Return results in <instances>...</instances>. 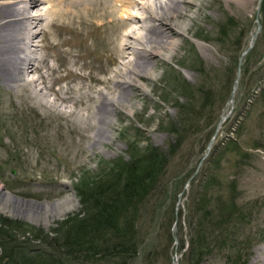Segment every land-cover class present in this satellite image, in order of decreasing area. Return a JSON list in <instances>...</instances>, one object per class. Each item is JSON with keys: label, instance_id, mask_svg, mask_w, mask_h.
<instances>
[{"label": "rangeland", "instance_id": "374dc122", "mask_svg": "<svg viewBox=\"0 0 264 264\" xmlns=\"http://www.w3.org/2000/svg\"><path fill=\"white\" fill-rule=\"evenodd\" d=\"M137 1L136 4L139 6L136 5L134 8L127 9L120 5L119 9L129 10L131 15L138 18L134 24V28L137 26L135 34L140 36L138 35L140 33L141 36H144L147 27H152L150 25H153V22L147 20L146 9L140 7L145 3L154 5L167 2V0ZM260 1L190 0V2L181 3L182 10L177 15L174 24H188L187 31L181 35H176L174 32L171 33L164 29L176 43L174 51L169 56L170 58L165 56L150 57V74L148 77H139L145 89L131 87L132 95L126 101L131 106L129 111L116 106L113 108L112 115H109L108 118L110 122L112 120L113 125H111L112 139L109 143L103 142L102 148L92 145V141L97 138L95 136L97 131L95 130L94 115H97L99 111L97 110L99 103L92 104L87 101V97L91 94L100 97L109 88L113 93L112 95H115L119 92V89L114 86L115 82L119 80L117 77L119 75H115V72H123L125 67H131V64L129 66L128 63L133 58L131 52L127 51L130 54L126 52L122 56L114 48L123 32V27H120L116 20L117 16L121 15L120 13L118 15L113 12L109 13L112 8L108 9L105 3L107 9L104 10H108L110 16L105 17L103 15L105 11L101 9L103 5L100 4V2L103 4V1H98L99 3L96 4L99 6L96 8L99 9L87 13L86 22H89L90 25H97V23L102 24L105 21V26L91 32L89 31L91 28L84 29L86 43L78 37H74L73 40L71 32L60 39L65 41L66 45L69 43L70 46H74L75 43L79 45L81 41L86 46L83 48L85 54L80 50L81 44L80 48L75 45L76 49H68L66 45L56 49L60 56L66 51L70 60L73 59L74 55L84 54L85 56L73 69L79 71L77 69L80 64L86 63V67L81 69V74L91 76L98 74L100 75H97L99 79L109 77L113 82L111 86H106L104 83H100V85L91 83L89 79L82 83L77 80L79 82L77 84L71 82L73 80L56 83L53 79L64 75V69H59L55 71L54 75H49L48 69L44 68L41 74L45 77L46 92L45 89H42V85L24 86L23 88L22 84L12 82L8 79L9 77H5L6 74L0 71V185L15 196L40 203H53L70 195L73 197L72 201L75 205L60 218L54 220L50 218L49 224L44 226L43 222L35 224L20 215L14 214L10 206L3 203L2 207L4 208H0L2 217L27 224L26 232L16 233V238L21 242L33 240L35 246L39 245L41 248L50 249L47 244L60 236L61 232L60 230V232L56 231V234L53 230L58 229L69 218L76 216L82 209L75 190L82 176L92 179L100 174L108 173L111 163L127 162L130 155H140L148 149L157 148L167 152L171 150V145L176 139L167 129L175 127L181 130L184 128V124L189 126L190 123L197 122L195 118L194 120L191 119L194 117L192 110L201 112V97L199 103L195 102L194 106L189 105L192 102L189 98L193 95L201 96L198 90H207L209 87L206 78L195 70L200 65L197 64L203 63L206 71L213 70L210 72L216 76L220 75L224 81L227 78L229 66L232 67L234 64L236 55L233 52H228V50L221 52L219 50L220 45L217 43V38L220 37L219 28L222 24L226 26L228 20L232 19L233 24L230 29H232L233 36L230 38L229 46L233 42V37L235 40L237 35L240 36L244 31L246 43L241 57L244 51L249 49L247 55L251 54V59L247 65V57H244L239 89L235 93L232 114L221 126L214 146L228 144V138H232L238 140L237 142L241 147L250 154L249 158L240 161L238 157L236 159L232 154H226L221 162L220 172L225 178H229L228 180L236 181V195L241 198V204L249 205L248 208L251 210L250 225L240 235V240L245 244L241 251L240 264H263L262 262L255 263L258 257L264 260V252L258 251L259 248H264V103L257 101L261 89L264 88V0L261 5ZM110 19L112 20L110 23L112 29L106 26ZM258 24L261 25V32L257 35L254 46L250 47L252 36L258 30ZM54 32L56 33V31ZM52 39L53 37H48L47 43L49 45L58 41L57 38ZM35 40V45H38L36 48H40L43 43L40 34L36 35ZM129 40L131 49L140 47L134 35L130 36ZM226 46L228 45L226 44ZM222 48L225 47L222 45ZM47 51L49 52L48 58L55 57V53L50 51L49 46ZM162 51L164 55H169L167 48H163ZM109 54L112 58L115 54L119 55L120 58L116 57L115 61L108 60L107 63L103 55ZM36 57L39 59V55ZM95 58H97L96 64H94ZM57 59L55 57V61H58ZM47 61L52 62L50 59ZM37 63L36 65H39V62ZM243 64H245V69ZM45 74L47 75L45 76ZM38 76L40 75L38 74ZM91 76L89 77L91 78ZM32 77H37V75L30 73L27 79ZM237 78L238 72L235 75L234 85ZM71 86H79V91L71 92L70 102L61 103L60 100H55V94L53 95L55 91H61L62 94L63 89L69 90ZM88 86L92 91L87 88ZM221 87H217L216 90L220 92ZM86 90L90 94L84 95L83 92ZM78 92L82 96H79ZM59 106L67 112L70 108L72 117L71 115L60 114L58 112ZM226 107L227 102L218 108L217 113L220 114V117L217 114L219 117L218 126ZM99 112L102 117L105 115L101 111ZM91 117L92 120H89ZM84 118L86 119L84 120ZM188 119L190 120L189 123ZM88 122L92 124V130L85 128L90 125ZM206 126L207 123L203 122L201 125L203 130L200 131L199 128L197 136L183 135L185 146L181 154L176 152L173 156L169 155L168 166L162 183L165 189H169L170 197L164 207L168 205V211H171L173 207L176 211L175 221L169 226L167 217L163 221L160 219L158 223L155 219L152 220L147 216L142 217L140 219V232L143 236V243L138 251V257L131 260L129 264H193L189 257L190 238L192 236V230L189 227L190 215L196 206L198 192L201 190L200 181L205 169L213 170L207 161L215 158V156L213 158L211 156L214 147L207 155L208 146L206 145L210 128H206ZM12 171H15V175L11 174ZM162 195L159 189L156 190L152 194L151 204L157 203L159 200L162 203L164 200L160 197ZM195 215L193 213L191 217H195ZM83 216L86 215L80 214L79 217L84 218ZM33 229L46 235V243L43 239L39 242L35 241L38 239L34 238ZM202 264H227V259L218 250H213L205 257Z\"/></svg>", "mask_w": 264, "mask_h": 264}, {"label": "trees", "instance_id": "16d2710c", "mask_svg": "<svg viewBox=\"0 0 264 264\" xmlns=\"http://www.w3.org/2000/svg\"><path fill=\"white\" fill-rule=\"evenodd\" d=\"M232 24V19L228 20L226 26L222 24L223 27L218 30L220 37L217 43L221 52L228 50L236 55L234 64L229 66L225 81L220 75L219 78L213 75V70L206 71L203 63L197 64L200 65L195 70L206 78L209 87L207 90H198L201 96L193 95L189 98L192 100L189 105L194 106L201 97V112L192 110L194 117L191 119L195 118L197 122L189 126L184 124L181 130L175 127L167 129L176 139L171 145L172 151L148 149L140 155H130L127 162L111 163L108 173L92 179L82 176L75 187L82 209L53 230L61 232L60 236L47 244L50 249L35 246L33 240L19 241L16 233H25L27 224L0 215V264H129L138 257L143 243L140 232L142 217L155 219L157 223L167 217L169 226L173 224L176 211L173 207L168 211V205L164 207L170 196L169 189L166 190L162 183L169 155L173 156L176 152L181 154L185 146L183 135L197 136L199 128L203 130V122L207 123L206 128H210L206 146L214 135L220 117L218 108L231 96L239 59L246 43L243 31L235 40L233 37L229 46L233 36L230 29ZM250 57L251 54L246 58L247 65ZM243 67L245 69V64ZM217 87H221L220 92L216 90ZM257 101L264 103V88ZM187 121L190 122L189 119ZM228 141V144L214 146L211 156L215 158L207 161L213 170L205 169L200 181L201 190L192 211L196 215H190L192 236L189 257L193 264H202L213 250L225 255L227 264H240L242 259L241 251L245 244L240 240V235L250 225L251 210L249 205L241 204V198L236 195V181L225 178L220 172V166L228 153L239 158V161L249 158L250 154L241 147L238 140L228 138ZM158 189L164 200L162 203L159 200L151 204L152 194ZM80 214L86 216L82 218ZM34 232V238L38 239L36 242L43 239L46 243V235L36 230Z\"/></svg>", "mask_w": 264, "mask_h": 264}, {"label": "bare ground", "instance_id": "6f19581e", "mask_svg": "<svg viewBox=\"0 0 264 264\" xmlns=\"http://www.w3.org/2000/svg\"><path fill=\"white\" fill-rule=\"evenodd\" d=\"M98 1H103V4L101 2L100 4L101 6L103 5L101 9L105 11L103 14L105 17H110L108 14L112 12L116 13L117 15L118 13L121 14L117 16L116 20H117V23H119V26L123 27L122 28L123 32L119 36V40H117L116 47L114 46V48L116 52L118 51L122 56L123 54H126L127 51L131 52L133 56L132 60L128 62L129 66L131 64V67L129 68L125 67L123 72H115V75H119L117 76L119 80L115 82L114 86L119 89V92H117L115 95H112L113 93L110 91L111 89L109 88L107 89V91L105 90L100 95V97L98 95L97 97L92 94L91 96L87 97L88 102H91L92 104L99 103L97 110L105 114L102 117V115L98 111L97 115L96 114L94 115V119L96 123L95 130L97 131L95 136H97V138L93 140L94 142L92 141V145L96 147L99 146L100 148H102L101 146L103 142L109 143V141H111L112 139V136H111L112 128L111 127L113 125H112V120L110 122L108 118H109V115H112L111 112L113 111V108L116 106L117 108H123L124 110L129 111L131 106L126 101L128 97H131L132 95L131 87L135 86L142 90L145 89V86L142 84L139 77L140 78L148 77V75L150 74L151 72V69L149 68L150 63H151L150 57H154V56L169 57L171 53L174 51L176 43L172 40V36H170L169 33H166V31H169L171 33L174 32V34L176 35H181L182 33H185L187 31L188 24L175 25L174 21L176 17H178L177 15L180 13V10H182V7H181L182 5L180 6V4L185 3V2H190V0H167V2L154 4V5H148L145 3L140 8L144 10L146 9L145 11H147V14H148V17L146 18L148 21L153 22L152 23L153 25H150L152 27H149V28L147 27V31L145 30L146 35L144 36H141L140 33H138V35L140 36H136L135 34L137 26L136 28H134V24H136L138 18L131 15L129 13V10H127L128 11L127 12L125 9L123 10L119 9L120 5L126 7L127 9L134 8L136 7V5L139 6L138 4H136L137 0H0V71L6 74L7 76L5 77L6 78L9 77L8 79H10L12 82L19 83V85L22 84L23 88L24 86L26 87L35 86L36 87V86L42 85V89L46 90L47 87L44 84L45 77H43L41 74L44 68L48 69V72H50L49 75H54L55 71L62 69V68L64 69L65 71L64 75L62 76L57 75L59 77L53 79L54 82L56 83L62 82V81L70 82L71 80H73L71 82H73L74 84H77L79 83L77 82V80H80V83H82L85 80L87 81V79H89L91 83H95V84L98 83L99 85L100 83L102 84L104 83V85L106 86L107 85L111 86L113 82L110 80L111 78L109 77L104 78V79L103 78L99 79L97 77L98 74L93 75V76L88 75V74L87 75L81 74V69L83 70V67H86V63L80 64V66L77 69L79 71H76V69H73L75 65L77 66L80 59H82L85 56L84 55L85 50H83V48L86 46L83 45L81 41L79 42V45L76 43L75 45L79 47L81 44L82 48L80 50L84 54L79 55L80 54L79 53L77 55H74L72 57L73 58L72 60H70V58L66 54V51L63 53L62 56H60L59 53L56 51L57 48L63 47L64 45L67 44V43L65 44V41L60 40L62 36H64L65 34H68L71 32L70 34L73 36V40H74V37H78V39H82L86 43V34L83 33L84 29L91 28L89 30L91 32L92 30L97 31L99 28H102L105 26L104 25L105 21L102 22V24L97 23V25L95 24L90 25L89 22H86L87 21L86 17H88L87 13H91V12H94L96 9H99L98 7L96 8V6H99V4H96V3H99ZM105 3L107 4L108 9L110 7L112 8V10L110 9L111 11L109 13H108V10H104V9H107V7L105 6ZM45 5H47V7H45ZM111 21L112 20L110 19L109 24L106 23V26L108 28L112 26V24L110 26ZM68 24H70L72 27ZM54 31H56V33ZM37 34H40V39L43 42V43L41 42L42 45L40 46V48H36L38 45H35L36 44L35 38ZM132 35H134L140 47L131 49V45H130L131 43H129L130 41L129 38ZM48 37H53V39L57 38L58 41H56V43L53 42L54 44H50L51 45L50 46L47 43ZM72 43L74 44L73 41ZM68 45H66L68 49L70 48L76 49L75 45L70 46L69 43ZM48 46L50 48V51L55 53L54 55L56 58H58L57 59L58 61H55V57H52V56L48 58L49 56V52L47 51ZM163 48L168 49L169 51L168 56L164 55L162 51ZM36 55H39V59L38 57H36ZM115 55L113 58L110 54L103 55L105 58V62H107L108 60L115 61V58L119 57V55L117 54ZM47 58L52 61L51 62L52 64L49 63V61H47L48 60ZM37 62H39V65H36L38 64ZM98 62L100 63V61ZM96 63H97V58L94 59V64ZM110 72H111V69H110ZM30 73L37 75V77H32L30 79H27ZM38 74L40 76H38ZM46 75L47 74H45V76ZM89 76H91V78ZM51 80H48V81L50 82ZM51 84L53 86V83ZM87 88L91 90L90 86H88ZM49 89H51V87H49ZM78 89H79V86L78 87L71 86L69 87V90L63 89L62 94L60 93L61 91L59 92L57 90L53 93V95L55 94L54 95L55 100H58V101L60 100L61 103L62 102L67 103V102H70L69 99H71L70 97L71 92H74V91L77 92L79 91ZM114 91H115V88H114ZM86 93L87 95L88 93L90 94V92L87 90L83 92L84 95H86ZM78 95L80 96L81 94L79 93ZM79 102H81L82 104L84 103L83 101H79ZM52 105L54 104L52 103ZM58 112L65 116L71 115L70 108L68 112L64 110V108L58 109ZM92 114H93V110H92ZM86 118H84V120ZM89 120H92V117L89 118ZM85 128L92 130L91 129L92 124L90 123V125L86 126ZM100 131L102 134L101 133L99 134ZM77 147L79 148V146ZM72 200H73V197L68 195L60 201H55L53 203H42L38 205L35 203L32 204V203L17 202L16 200H12L8 198V195L0 191V208H4L2 206L4 204L5 205L8 204L10 206L11 211L14 214L20 215V216L22 215V217L30 220V222L35 223V224L43 222L44 226L49 224L50 218L52 220L58 219L63 214L69 212L75 206ZM258 251L264 252V248H259ZM257 262H262L264 264V260L261 259V257L256 258L255 263Z\"/></svg>", "mask_w": 264, "mask_h": 264}, {"label": "water", "instance_id": "95a60500", "mask_svg": "<svg viewBox=\"0 0 264 264\" xmlns=\"http://www.w3.org/2000/svg\"><path fill=\"white\" fill-rule=\"evenodd\" d=\"M263 0L260 1V5L262 3ZM261 32V25L258 24V30L256 32V34L253 35L252 37V40H251V44H250V47L251 46H254V41L255 39L257 38V35ZM249 52V49H247L244 53H243V56L241 57L240 61H239V65H238V78L236 80V83L234 85V88H233V92H232V95L229 99V101L227 102V107L226 109L224 110L223 112V116L220 120V123H219V126H217L218 128L216 129L215 133H214V136L213 138L211 139V141L209 142L208 144V149H207V155L210 154V152L212 151L213 147H214V144H215V140L218 136V132L221 128V126L225 123V121L229 118V116L232 114V110H233V107H234V103H235V93L238 91L239 89V80H240V74H241V71H242V63H243V59L244 57L248 54ZM12 175H15V171H12L11 172ZM0 191H2L4 194L8 195V198L12 199V200H16L17 202H22V203H32V204H42L40 202H37L35 200H26V199H23L21 197H18V196H15L13 194H11L10 192H8L3 186L0 185ZM22 217V215H21Z\"/></svg>", "mask_w": 264, "mask_h": 264}]
</instances>
